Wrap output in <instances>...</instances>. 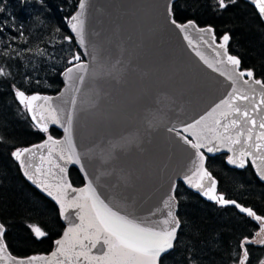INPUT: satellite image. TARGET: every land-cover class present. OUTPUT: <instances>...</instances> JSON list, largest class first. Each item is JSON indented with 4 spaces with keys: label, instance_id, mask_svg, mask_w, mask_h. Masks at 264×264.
I'll use <instances>...</instances> for the list:
<instances>
[{
    "label": "water",
    "instance_id": "obj_1",
    "mask_svg": "<svg viewBox=\"0 0 264 264\" xmlns=\"http://www.w3.org/2000/svg\"><path fill=\"white\" fill-rule=\"evenodd\" d=\"M174 1L88 0V7L85 10L88 55H85V48H81L76 42L75 35L68 24L71 16L79 10L80 0L74 12L66 19L67 29L82 61L90 64L86 82L81 86V92L77 94L78 119L73 134L79 152L93 150L90 158L84 160V167L94 180L103 173L100 182L96 185L97 190L101 198L105 199L106 203H110L114 210H119L121 214H128L137 219H146L147 223L154 226L166 218L168 209L164 201L170 195H175L173 185L176 190L179 182L202 199L214 202L202 196L198 190L185 182L184 177L191 175L190 169H193L194 161L197 165L199 161H196L195 150L184 144L175 132H168L167 129L170 127L180 129L184 124L198 119L231 91L230 82L209 69L195 55L179 30L169 23L167 8L169 4L172 6ZM245 1L251 4L259 15L252 0ZM261 19L264 21V18ZM197 26L209 27V25ZM190 36L206 57L210 60L214 58L215 54L212 50L201 42V34L191 32ZM219 41L220 38L217 43ZM93 54L98 57L95 64L91 62ZM117 60L120 64L113 70L115 79L102 75L93 78V72L102 74L105 70H111ZM66 68L59 73L62 87L58 92L25 94L52 97L53 106L59 105L67 112L71 107L72 94L67 92L68 86L63 75ZM240 71L247 70L240 69ZM254 78L259 79L255 76ZM237 87L247 90V86L243 85V80L238 82ZM254 87L258 88L255 85ZM61 93L65 95L61 97ZM251 94L249 91V95ZM65 100L69 102L65 104ZM43 103V101L35 102L36 105ZM26 113L34 125L31 114L27 111ZM149 122H151V127ZM51 127L61 131V135L52 136L53 139L63 140L65 135L63 128L59 124L49 123L48 129ZM256 131L260 129L257 128ZM128 132L138 133L134 142L113 148L112 145L118 143L120 137ZM181 134L187 135L186 133ZM48 136L46 135L40 142L21 148L42 144ZM233 148L235 154L238 155L241 145H233ZM41 151L47 158V149L38 150L30 161L25 158L26 164L33 165L31 171H35L36 166H40L44 171L51 166L47 159L41 161ZM200 151L204 154V168L210 174L211 172L206 167L207 157L218 154L225 155V163L229 167L241 169L228 163V158L234 153L229 152L227 147H220L218 151L211 153L204 148ZM53 159L63 163L58 161L55 154ZM244 159L245 166L249 164L257 179L264 183L258 174V168L264 170L261 161L256 160L254 164L252 157ZM16 162L24 179L56 204L51 197L24 175L20 163ZM67 167L68 171L70 167H75L84 180L82 185L75 186L71 183L68 173V180L73 188L83 187L86 181L84 173L80 171V166L68 165ZM52 171L57 173V177L49 176L48 181L56 183L59 170L52 168ZM212 177L216 180L213 175ZM42 178L38 177V179ZM217 184L216 193L220 195ZM74 195L75 193L69 191V199ZM174 203V214L177 217V199ZM56 205L59 210V205ZM226 206L234 207L231 204ZM235 209L240 212L239 209ZM241 214L247 215L246 213ZM68 215L73 223H79L75 210L70 209ZM60 219L64 228L57 239L63 236L69 223L68 220L61 217ZM4 243L6 244L5 240ZM55 250L54 240L52 249L47 253L16 256L8 249V254L17 259L32 256L50 258ZM93 252L95 253L96 250ZM0 264H5V262L0 261ZM36 264H43V262L38 261Z\"/></svg>",
    "mask_w": 264,
    "mask_h": 264
},
{
    "label": "snow or ice",
    "instance_id": "obj_2",
    "mask_svg": "<svg viewBox=\"0 0 264 264\" xmlns=\"http://www.w3.org/2000/svg\"><path fill=\"white\" fill-rule=\"evenodd\" d=\"M26 3L27 0H22ZM236 0H213V7L218 10H226L230 4H235ZM258 9L261 18H264V0H252ZM88 7V0H80L79 10L71 16L68 24L74 33L76 42L81 48H85V55H88L85 29V10ZM0 7V12H3ZM167 14L169 23L178 29L187 41L195 55L213 72L224 77L231 84V91L221 99L204 115L191 123L184 124L182 128L170 127L168 132H175L176 135L195 150L197 165L194 161L191 175L184 177L185 182L192 188L198 190L200 194L208 200L214 201L220 206L234 205L241 213L254 218L260 223V231L264 232V217L257 215L251 208H247L237 203L235 200H227L222 194L216 193V180L204 168V154L202 148L207 152L218 151L220 147H227L234 155L228 158V163L239 168L245 167V157H252L253 163L260 160L264 165V81L255 79L253 71H240V59L230 55L228 45L230 35L225 33L219 43L214 29L198 27L197 24L188 20L186 23L178 22L173 15L171 4L168 5ZM6 21L0 24V33L4 31ZM22 27V26H21ZM59 31V30H58ZM191 32L201 34L200 39L215 54L213 59H209L194 44L190 36ZM23 33H21V37ZM15 39V37H13ZM65 40L71 41L70 36H65ZM39 54L43 55L40 50ZM97 55H91V62L97 63ZM70 67L63 73L67 84V92L71 95V107L65 109L59 105L53 106L52 97L40 95H26L24 91L16 88L15 96L24 109L31 114L34 126L40 131L47 133L48 124H59L64 131L63 140H54L48 136L44 143L27 148H17L12 151V157L20 163L24 170V175L40 188L47 196L51 197L59 205L60 217L68 220V227L60 239L55 240L56 250L51 257L32 256L26 259H17L8 254V248L4 243L5 226L0 223V261L5 264H36L42 261L43 264H161L163 254L169 253L175 247L177 240V230L180 228V220L174 214L176 196L170 195L164 201L168 209L166 218L158 223H147L146 219H137L128 214H121L119 210H114L110 203H106L101 198L97 190V184L101 176L95 180L88 175L84 167V160L90 158L93 150L88 149L79 152L74 142V126L78 119L77 94L81 92V86L85 84L89 75L90 64L81 59L80 54H75L68 61ZM120 64L117 60L112 65L111 70H105L102 74L93 72V78L102 75L116 78L113 70ZM230 65L231 67H227ZM7 73L0 68V77H6ZM247 79H243L244 77ZM243 80V85L247 90L237 87L238 82ZM258 86L257 87H254ZM249 91L252 93L249 95ZM65 94L61 93V97ZM36 101H43L41 105H36ZM69 101L65 100L67 104ZM44 109V111H40ZM151 127V122H149ZM259 128L260 131H256ZM186 133L187 135H182ZM138 133L128 132L120 137V141L112 147H123L134 142ZM0 142L3 138L0 137ZM233 145H241L239 154H235ZM47 149V158L40 152V159L43 162L48 160L51 165L46 171L40 166L31 171L33 165L27 163L36 155L38 150ZM58 158L53 159V156ZM68 165H79L80 171L84 173L85 184L81 188H73L68 180ZM52 168L59 170L56 183H50L48 177H57V173ZM258 174L264 180V170L258 168ZM38 177H43L38 179ZM69 191L75 193L69 199ZM175 191V185H173ZM75 210L76 219L79 223H73L68 215L69 210ZM155 215V213H152ZM37 238L47 235L36 225H29ZM259 235V233H257ZM258 243L264 245V239L255 240L245 237L239 243V251L233 253L238 257L233 264H247L249 260V249L247 245ZM93 250H96L94 253ZM189 264H194V258L189 257ZM264 264V260L260 261Z\"/></svg>",
    "mask_w": 264,
    "mask_h": 264
},
{
    "label": "trees",
    "instance_id": "obj_3",
    "mask_svg": "<svg viewBox=\"0 0 264 264\" xmlns=\"http://www.w3.org/2000/svg\"><path fill=\"white\" fill-rule=\"evenodd\" d=\"M77 1L33 0L28 6L22 0H0V7L4 9L0 12V24L7 22L0 37L7 43L15 40L8 52L0 51V68L9 73L0 77V137L3 138L0 142V222L6 229V245L16 256L49 252L64 225L57 205L24 179L11 155L17 148L42 141L46 135L59 137L61 131L51 127L47 133L40 132L18 102L13 85L26 94H54L60 90V71L47 72L44 82L36 83L26 73L23 59L39 48L46 49L54 38L65 42V36L71 37L66 19L76 9ZM172 11L178 22L193 20L199 26H211L217 40L228 33V51L240 59V69L251 70L256 78L264 81V21L251 4L236 0L226 10H218L213 7V0H175ZM70 42L79 53L73 38ZM206 167L216 178L218 192L224 198L235 200L264 217V183L257 179L249 164L241 169L231 168L225 163V155L218 154L207 157ZM68 173L73 185L83 184V177L75 167H70ZM175 196L180 228L175 247L161 257V264H189L190 255L194 264H233L238 259L233 253L239 251L241 240L262 239L259 222L234 207L206 201L180 182ZM29 225L40 227L47 235L37 238ZM247 247V264H258L264 255V245L254 243Z\"/></svg>",
    "mask_w": 264,
    "mask_h": 264
},
{
    "label": "rangeland",
    "instance_id": "obj_4",
    "mask_svg": "<svg viewBox=\"0 0 264 264\" xmlns=\"http://www.w3.org/2000/svg\"><path fill=\"white\" fill-rule=\"evenodd\" d=\"M14 42L15 40L12 43L4 42L3 38L0 37V51L8 52L11 44ZM29 50H31V48ZM40 50L43 51V55L39 54ZM75 54H78L77 50L71 46L70 41L65 40L64 42L61 39L54 38L49 42L46 49L39 48L35 53L28 56V59L24 58V68L26 73L31 74L33 78L32 81L36 83L39 81L44 82L46 78L45 73L48 72V74H53L57 71H62L69 65L68 61ZM261 238H264V232L261 233ZM261 260H264V255L260 261ZM260 261L258 264H260Z\"/></svg>",
    "mask_w": 264,
    "mask_h": 264
},
{
    "label": "flooded vegetation",
    "instance_id": "obj_5",
    "mask_svg": "<svg viewBox=\"0 0 264 264\" xmlns=\"http://www.w3.org/2000/svg\"><path fill=\"white\" fill-rule=\"evenodd\" d=\"M31 1H33V0H27V3H28L27 5H28V6L30 5ZM77 3H78V1H77ZM76 6H77V4H76ZM75 8H76V7H75ZM259 224H260V223H259ZM258 232H259V233H262V232L260 231V229L258 230ZM263 239H264V238H263ZM256 244H258V243H256ZM262 257H263V256H262ZM262 257H261V258H262ZM259 261H260V260H259Z\"/></svg>",
    "mask_w": 264,
    "mask_h": 264
}]
</instances>
